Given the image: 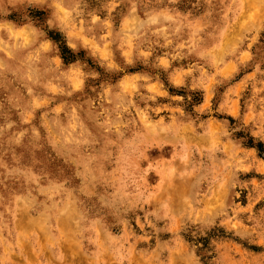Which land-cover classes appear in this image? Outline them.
<instances>
[{"label":"rangeland","instance_id":"obj_1","mask_svg":"<svg viewBox=\"0 0 264 264\" xmlns=\"http://www.w3.org/2000/svg\"><path fill=\"white\" fill-rule=\"evenodd\" d=\"M0 264H264V0H0Z\"/></svg>","mask_w":264,"mask_h":264},{"label":"trees","instance_id":"obj_2","mask_svg":"<svg viewBox=\"0 0 264 264\" xmlns=\"http://www.w3.org/2000/svg\"><path fill=\"white\" fill-rule=\"evenodd\" d=\"M61 52H62V54L64 55V57H62L63 58V61L67 64H70V63H72V62H74L73 61V55H72V53L69 51V50H67L66 48H64V47H62L61 48ZM65 56H69V58H66ZM256 149L258 150V152L259 153H262V148H261V145H257L256 146ZM215 232H217L218 234L217 235H221L219 232H221V231H218V230H215ZM215 232H211L210 234H208L207 235V237H205V238H199L198 240H193L192 238H191V236L188 234L187 236H185V237H187V239L190 241V242H194V243H196V244H200L201 245V248H199L197 251L199 252V251H201V252H207L208 251V241H209V238L210 237H213V236H217L216 234H215ZM202 258L203 259H206L207 257L206 256H202Z\"/></svg>","mask_w":264,"mask_h":264}]
</instances>
